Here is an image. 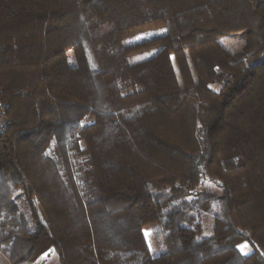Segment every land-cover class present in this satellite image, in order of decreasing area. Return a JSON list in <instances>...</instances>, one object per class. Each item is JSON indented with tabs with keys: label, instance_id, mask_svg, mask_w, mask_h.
I'll list each match as a JSON object with an SVG mask.
<instances>
[{
	"label": "trees",
	"instance_id": "16d2710c",
	"mask_svg": "<svg viewBox=\"0 0 264 264\" xmlns=\"http://www.w3.org/2000/svg\"><path fill=\"white\" fill-rule=\"evenodd\" d=\"M0 89L9 264H264V0H0Z\"/></svg>",
	"mask_w": 264,
	"mask_h": 264
},
{
	"label": "rangeland",
	"instance_id": "374dc122",
	"mask_svg": "<svg viewBox=\"0 0 264 264\" xmlns=\"http://www.w3.org/2000/svg\"><path fill=\"white\" fill-rule=\"evenodd\" d=\"M163 25H164L163 22H158L156 24H153L152 26L143 27L141 29V32L144 33V32L150 31V30L161 29L163 27ZM137 33L138 32H135L133 34L128 35V37L125 40V44L130 45L132 43L139 42V41L143 40L142 39L143 37L149 38L151 36V34L139 35ZM244 41H245V36L240 35V34L236 35V36H227V37H224L221 39L222 44L228 50H230L232 53H237L238 51H240L244 46ZM68 55L70 57V60L77 62L82 70H85V71L90 70V67L87 63V60H86V57L84 54L83 45H79V46L73 48L72 50H70L68 52ZM151 55L152 54H147L145 56L135 55V56L130 58V61L135 64V63H138V62L144 60L147 57H151ZM228 79H229V75L226 72H224L222 69L218 68L217 69V80H216V84L214 86V90L219 91L227 83ZM92 123H93V118H88L83 122V125L89 126ZM215 192L218 194L220 193L218 190H216ZM211 217H213V213L209 212L206 214L207 221L205 222V230H206V234H208V235L211 234V230H212V222H211L212 218ZM145 231L151 233L150 237H148L147 240L151 246V250H152L153 255L156 256L158 254V250H159L158 242L156 241L151 229H146ZM145 231H144V233H145ZM246 235L248 237H250L249 232L246 233ZM244 245H247V248L245 249L247 254L245 256L251 255L255 250V248L252 246L251 242H249V240H246L244 243L240 244L239 246H244ZM262 253L264 255V251H262ZM52 255H53L52 257H57L56 253H52Z\"/></svg>",
	"mask_w": 264,
	"mask_h": 264
},
{
	"label": "crops",
	"instance_id": "0c3cea01",
	"mask_svg": "<svg viewBox=\"0 0 264 264\" xmlns=\"http://www.w3.org/2000/svg\"><path fill=\"white\" fill-rule=\"evenodd\" d=\"M52 256H53L52 253L43 256L37 264H61L57 254H56L57 257H52ZM0 264H9L6 257L1 252H0Z\"/></svg>",
	"mask_w": 264,
	"mask_h": 264
},
{
	"label": "built area",
	"instance_id": "2783aa9c",
	"mask_svg": "<svg viewBox=\"0 0 264 264\" xmlns=\"http://www.w3.org/2000/svg\"><path fill=\"white\" fill-rule=\"evenodd\" d=\"M7 124L8 122L5 115V107L2 103V90L0 89V135L5 133Z\"/></svg>",
	"mask_w": 264,
	"mask_h": 264
},
{
	"label": "snow or ice",
	"instance_id": "6c2138e0",
	"mask_svg": "<svg viewBox=\"0 0 264 264\" xmlns=\"http://www.w3.org/2000/svg\"><path fill=\"white\" fill-rule=\"evenodd\" d=\"M142 39H149V38L148 37H143ZM171 59L174 60V57H172ZM45 155H48V153H45ZM144 235H145V238L147 239L148 237H150L151 233L145 231ZM198 240H199V238H198ZM246 248H247V245L238 246V249L240 250V252H241L242 255H246L247 254V252L245 251ZM149 250H151L150 244H149Z\"/></svg>",
	"mask_w": 264,
	"mask_h": 264
}]
</instances>
